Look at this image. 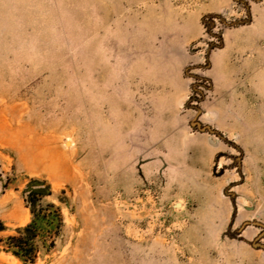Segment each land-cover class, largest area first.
<instances>
[{"label":"rangeland","instance_id":"rangeland-1","mask_svg":"<svg viewBox=\"0 0 264 264\" xmlns=\"http://www.w3.org/2000/svg\"><path fill=\"white\" fill-rule=\"evenodd\" d=\"M31 177L35 264H264V0H0V235Z\"/></svg>","mask_w":264,"mask_h":264},{"label":"trees","instance_id":"trees-1","mask_svg":"<svg viewBox=\"0 0 264 264\" xmlns=\"http://www.w3.org/2000/svg\"><path fill=\"white\" fill-rule=\"evenodd\" d=\"M23 195L30 210V221L16 227L14 233L0 235V251L11 253L22 264H35L38 254L43 255L59 247L55 236L65 223L59 206L51 198L53 192L45 180L29 178ZM5 229L6 226L0 221V231ZM50 234L52 236L54 234V237Z\"/></svg>","mask_w":264,"mask_h":264},{"label":"water","instance_id":"water-1","mask_svg":"<svg viewBox=\"0 0 264 264\" xmlns=\"http://www.w3.org/2000/svg\"><path fill=\"white\" fill-rule=\"evenodd\" d=\"M177 204V203H176Z\"/></svg>","mask_w":264,"mask_h":264}]
</instances>
